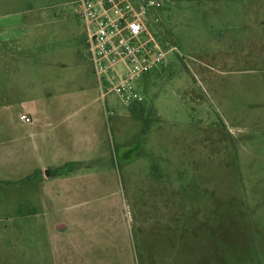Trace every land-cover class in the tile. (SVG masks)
Returning a JSON list of instances; mask_svg holds the SVG:
<instances>
[{"label":"rangeland","instance_id":"1","mask_svg":"<svg viewBox=\"0 0 264 264\" xmlns=\"http://www.w3.org/2000/svg\"><path fill=\"white\" fill-rule=\"evenodd\" d=\"M77 1L0 0V264H264V0H157L130 105Z\"/></svg>","mask_w":264,"mask_h":264},{"label":"built area","instance_id":"2","mask_svg":"<svg viewBox=\"0 0 264 264\" xmlns=\"http://www.w3.org/2000/svg\"><path fill=\"white\" fill-rule=\"evenodd\" d=\"M157 0H78L75 13L85 21L89 53L101 96L114 92L126 105L142 100L134 81L165 62L171 48L150 32L146 13ZM19 121L30 123L21 113Z\"/></svg>","mask_w":264,"mask_h":264},{"label":"crops","instance_id":"3","mask_svg":"<svg viewBox=\"0 0 264 264\" xmlns=\"http://www.w3.org/2000/svg\"><path fill=\"white\" fill-rule=\"evenodd\" d=\"M31 117H32V116H31ZM62 228H65L64 231L67 230L66 224L58 223V224L56 225V230H57V229H62ZM58 231H59V230H57V232H58ZM62 232H63L62 230L59 231V233H62ZM57 234H58V233H57Z\"/></svg>","mask_w":264,"mask_h":264},{"label":"trees","instance_id":"4","mask_svg":"<svg viewBox=\"0 0 264 264\" xmlns=\"http://www.w3.org/2000/svg\"><path fill=\"white\" fill-rule=\"evenodd\" d=\"M137 103H138V102H137ZM66 166H67V165H66ZM66 166H63V167L58 168V169H57V172H62V170H64Z\"/></svg>","mask_w":264,"mask_h":264}]
</instances>
